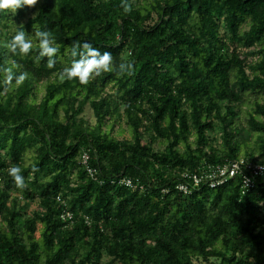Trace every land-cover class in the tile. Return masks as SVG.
Here are the masks:
<instances>
[{"label":"trees","instance_id":"1","mask_svg":"<svg viewBox=\"0 0 264 264\" xmlns=\"http://www.w3.org/2000/svg\"><path fill=\"white\" fill-rule=\"evenodd\" d=\"M0 264H264V0H0Z\"/></svg>","mask_w":264,"mask_h":264},{"label":"built area","instance_id":"2","mask_svg":"<svg viewBox=\"0 0 264 264\" xmlns=\"http://www.w3.org/2000/svg\"><path fill=\"white\" fill-rule=\"evenodd\" d=\"M246 164L247 165L241 166V164L238 163L237 161H232L223 167H219V166L217 168L210 167L204 173V175H205V178L207 179L208 183H210V185L221 183L222 182L221 177H225L226 175L232 176L236 172L243 171V169L247 170L251 166L250 162H248ZM252 165H253V169L255 170V173L262 169V165H258V164H252ZM193 179L196 182H198L201 179V176L193 174ZM187 186H188L187 184H180L179 188L186 190Z\"/></svg>","mask_w":264,"mask_h":264}]
</instances>
